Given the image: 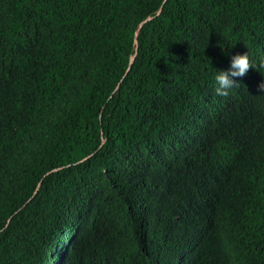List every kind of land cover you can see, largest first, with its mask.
<instances>
[{"label": "trees", "instance_id": "1", "mask_svg": "<svg viewBox=\"0 0 264 264\" xmlns=\"http://www.w3.org/2000/svg\"><path fill=\"white\" fill-rule=\"evenodd\" d=\"M261 83L264 0H0V264H138L152 218L129 205L171 177L222 203L191 264L222 263L228 226L264 264Z\"/></svg>", "mask_w": 264, "mask_h": 264}, {"label": "clouds", "instance_id": "2", "mask_svg": "<svg viewBox=\"0 0 264 264\" xmlns=\"http://www.w3.org/2000/svg\"><path fill=\"white\" fill-rule=\"evenodd\" d=\"M143 24L138 26V30ZM250 68L255 67L248 52L233 55L226 71L216 70V96L228 97L231 90L239 86V81L234 78L245 76ZM259 87L264 91V83ZM139 186L135 192L137 196L133 197L134 205L129 207L144 214V220L152 218V222L146 229L151 244L147 250H142L138 264H191L199 256L201 239L203 247L218 240L220 232L212 213L222 211V203L200 196L191 206L189 195L194 188L183 186L177 177L164 181L143 179ZM237 232L238 227L230 226L221 231L225 248L220 251L221 264H250L249 252L236 245ZM49 258V262L45 259L46 264H57L53 255L49 254Z\"/></svg>", "mask_w": 264, "mask_h": 264}, {"label": "bare ground", "instance_id": "3", "mask_svg": "<svg viewBox=\"0 0 264 264\" xmlns=\"http://www.w3.org/2000/svg\"><path fill=\"white\" fill-rule=\"evenodd\" d=\"M241 145V144H240Z\"/></svg>", "mask_w": 264, "mask_h": 264}, {"label": "water", "instance_id": "4", "mask_svg": "<svg viewBox=\"0 0 264 264\" xmlns=\"http://www.w3.org/2000/svg\"><path fill=\"white\" fill-rule=\"evenodd\" d=\"M140 27V26H139Z\"/></svg>", "mask_w": 264, "mask_h": 264}]
</instances>
